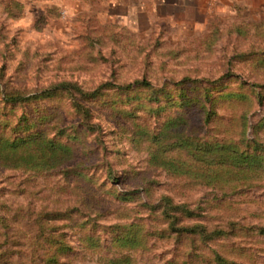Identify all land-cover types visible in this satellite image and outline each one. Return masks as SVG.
Masks as SVG:
<instances>
[{"label":"rangeland","instance_id":"374dc122","mask_svg":"<svg viewBox=\"0 0 264 264\" xmlns=\"http://www.w3.org/2000/svg\"><path fill=\"white\" fill-rule=\"evenodd\" d=\"M59 129L69 153L39 169L40 136ZM254 140L264 0H0V264H218L216 249L264 264V171L231 189L218 150ZM75 166L85 175L61 171ZM165 209L242 231L194 251L156 233Z\"/></svg>","mask_w":264,"mask_h":264},{"label":"trees","instance_id":"16d2710c","mask_svg":"<svg viewBox=\"0 0 264 264\" xmlns=\"http://www.w3.org/2000/svg\"><path fill=\"white\" fill-rule=\"evenodd\" d=\"M141 83L148 84L147 81H141V80L135 82V84L137 85H141ZM133 84L134 83L130 85H133ZM63 85L67 87L70 84L63 83ZM92 95H95V94L94 93H84V96H92ZM82 110L83 112H80V111L79 112L83 113L87 117L88 115L87 107H84ZM26 120L28 121V119ZM21 124L22 122L19 123L18 126H20ZM73 133L74 131L66 132L64 129H59L56 135L52 138L44 134L40 136L39 145L41 146V149H42L41 152H43V155H42L43 157L41 156L43 160H40L38 163L39 169L47 170V169H50L51 167L58 166V164L53 163L51 160H49L50 156L48 154L50 153L58 154L59 152L69 153V148L66 147L67 146L66 144H63L61 139L62 137L70 136ZM29 143L28 145L26 144L27 146H29L27 149H23L20 151L21 154L22 152L24 153L27 152L28 155L33 156V150L35 147H33L34 144L32 142H29ZM252 145L253 146L249 145L251 146L250 147L251 150H249V148L241 149L237 142L220 143V148L218 150L221 153L220 156L224 158L222 163L226 162L232 168L228 170V173H230L228 176L229 181H227L226 183V185H229L230 183H232L231 189H238L239 187H251L255 183H258L256 182L257 180H260L262 178V176L261 177L255 176L253 172H255V170L257 171V169H262L264 171V144L258 141H255L254 144ZM64 146L66 147L65 150H64ZM32 147L33 149H31ZM16 149L19 150V148H16ZM37 151L40 152L39 149ZM37 157L39 158V156H37L36 154V157L34 158H37ZM61 171L66 176L74 175V173L80 176L85 175V172H83V170H81L79 166L67 167ZM209 183L212 185H218L219 183L221 184L222 181L220 177L211 178L209 180ZM232 191L233 190H231L230 193H232ZM181 208L184 210L182 213H184L185 215L191 216V214L193 213L188 208L187 209L185 207H181ZM72 212H73L72 210H66L64 212H59V211H53L50 213L46 212L44 215H42V218L44 221H48V220L53 221L57 219H69V216L72 215ZM163 214L165 215V219H166L165 222L167 226L163 228L162 230L157 231L156 233H158L161 237H167V236L169 237V236L175 235L176 240L188 238L192 241L194 246H197V244H195V241L197 238L201 239L204 247H209L208 245H209V242L211 241L229 237L231 233H236L238 229L239 231H242V228H236L235 226L233 228L231 227L228 230L224 228H218L213 231H208L207 227L201 223L181 224L179 222V219L174 221L172 217L170 218V213L168 209H165L163 211ZM257 229H259L261 233H264V225L258 226ZM240 246H238V244L237 246L229 245L231 249H236V250H239ZM200 247L201 246L195 247L194 251H197L198 249H200ZM214 251L217 257L218 264H245L243 262H237L235 259L232 260V259L227 258L218 249Z\"/></svg>","mask_w":264,"mask_h":264}]
</instances>
